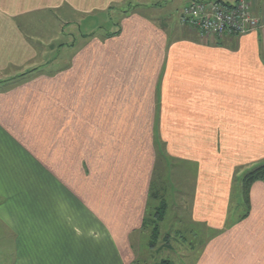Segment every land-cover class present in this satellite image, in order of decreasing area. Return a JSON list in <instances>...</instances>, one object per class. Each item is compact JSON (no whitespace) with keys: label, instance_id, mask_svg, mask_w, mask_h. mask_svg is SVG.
Segmentation results:
<instances>
[{"label":"crops","instance_id":"crops-1","mask_svg":"<svg viewBox=\"0 0 264 264\" xmlns=\"http://www.w3.org/2000/svg\"><path fill=\"white\" fill-rule=\"evenodd\" d=\"M189 1L0 0V264L147 259L165 157L207 230L181 264H264V184H241L264 162V0L255 30L209 37Z\"/></svg>","mask_w":264,"mask_h":264},{"label":"rangeland","instance_id":"rangeland-1","mask_svg":"<svg viewBox=\"0 0 264 264\" xmlns=\"http://www.w3.org/2000/svg\"><path fill=\"white\" fill-rule=\"evenodd\" d=\"M49 28L51 29V26ZM107 28H110V26H105L103 29L107 30ZM66 31H72V29L67 28ZM80 31L83 33L82 28L80 29ZM159 161L160 163H158V165H164L166 170L163 174H159V167L157 168V181L160 180V186L161 182H163L168 187L164 195V199L168 204V209L165 219H163L158 224V236L156 237V239L154 233L153 235H151L153 223L145 228L147 231V233L145 234L147 242L152 241L155 247L154 250L151 249L152 251H149L151 254H149L150 256H148L147 259H145L146 257H143L138 260L137 264H155L161 262L164 259H167L169 262H171V264H181V252L183 251V249L181 248L182 231L185 235L183 237L189 238V247L193 249L194 253L195 251L196 254L199 253L206 243L207 230H205L201 224L193 222L188 218V196H190V190L188 184L187 188H182L181 186L183 184H181V181L190 182L191 180L189 179V177H186V179H184V176H181L182 172H180L179 169L180 159L174 157H165L163 158V160ZM185 168L186 166H184V169ZM160 186H158L159 191H161L162 189V186ZM234 192H237L236 189L234 190ZM237 193L239 194V192ZM155 206H157V202H153L150 205L149 213H147V218L149 220H152L153 218V210ZM238 207L243 209L242 204L238 205ZM237 213H239V210H237L236 214ZM242 213L243 212H240V215ZM176 216H181V221H183L182 223L188 225V228L181 230L182 225H179V218L176 219ZM191 243L192 246H190Z\"/></svg>","mask_w":264,"mask_h":264},{"label":"built area","instance_id":"built-area-1","mask_svg":"<svg viewBox=\"0 0 264 264\" xmlns=\"http://www.w3.org/2000/svg\"><path fill=\"white\" fill-rule=\"evenodd\" d=\"M251 3L252 0H191L182 8L180 21L196 29L201 37L245 34L259 26Z\"/></svg>","mask_w":264,"mask_h":264},{"label":"trees","instance_id":"trees-1","mask_svg":"<svg viewBox=\"0 0 264 264\" xmlns=\"http://www.w3.org/2000/svg\"><path fill=\"white\" fill-rule=\"evenodd\" d=\"M219 1H221V0H219ZM223 2L229 3V2H225V1H223ZM155 174L156 175L153 178V181L151 182V186H150L149 205L147 207V213H149L150 205L153 202H157V206H155V208L153 210L152 220H149L147 218V216L145 217V219L143 221V228L145 229L148 225H151L153 223L151 235H153V233H154L155 239H156V237L158 236V224L166 216L168 204H167V201L164 199L165 184L163 182H161L162 189H161V191H159L158 186H160L159 185L160 180L157 181L158 176H157V173H155ZM254 181H261L264 184V162L254 166L252 169L245 172L244 175H242V177H241L242 192H243L245 201L247 198L248 189H249L251 183ZM156 224H157V226H156ZM150 243H151V245H153L152 241ZM135 264H137V263H135ZM155 264H171V262H169L167 259H164L161 262L155 263Z\"/></svg>","mask_w":264,"mask_h":264}]
</instances>
